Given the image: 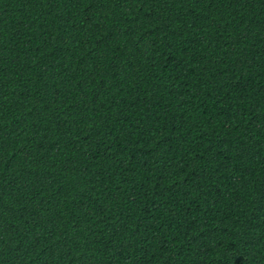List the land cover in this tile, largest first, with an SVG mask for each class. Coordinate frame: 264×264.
Returning <instances> with one entry per match:
<instances>
[{
	"label": "trees",
	"instance_id": "trees-1",
	"mask_svg": "<svg viewBox=\"0 0 264 264\" xmlns=\"http://www.w3.org/2000/svg\"><path fill=\"white\" fill-rule=\"evenodd\" d=\"M0 264H264V0H0Z\"/></svg>",
	"mask_w": 264,
	"mask_h": 264
}]
</instances>
